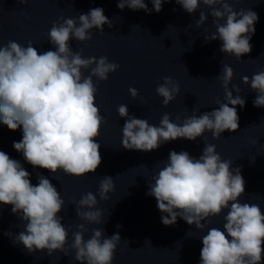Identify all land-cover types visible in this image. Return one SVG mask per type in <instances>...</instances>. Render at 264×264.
Wrapping results in <instances>:
<instances>
[{
  "label": "clouds",
  "instance_id": "1",
  "mask_svg": "<svg viewBox=\"0 0 264 264\" xmlns=\"http://www.w3.org/2000/svg\"><path fill=\"white\" fill-rule=\"evenodd\" d=\"M149 2L153 9L148 8L145 0H117V7L121 11L127 7L159 13L162 5L171 0ZM175 2L189 14L195 13L201 4L211 10L216 32L205 36L206 43L221 41L220 51L237 60L251 52L250 41L258 22L256 12L236 11L228 0ZM20 3L27 4L28 0ZM207 19L208 15L201 11L196 26L201 27ZM61 21L54 22L47 34L55 50L38 53L31 41L26 47L12 40L0 45V124L10 131L22 128V139L14 141L12 146L33 168L48 170L53 176L62 170L66 175L80 178L95 173L102 163L96 138L106 120L96 106L97 84L107 81L119 64L110 62L106 56L84 58L82 49L74 52L70 47L73 38L90 41L94 28L103 33L105 24L113 27L103 8H93L78 19L61 17ZM87 70L89 74L85 75ZM221 73L217 78L222 83L225 102L217 101L218 109L200 115L194 113L182 124L172 122L166 113L159 126L151 125L147 119L129 115L127 105H119L118 115L125 118L123 149L150 152L178 138L195 141L210 132L213 139H219L225 131H237V106L244 108L246 101L240 95L233 96V90L241 91L239 86L229 88L233 68L224 64ZM242 83L257 93L253 106L264 107V70H257L251 79L242 77ZM129 93L132 98L139 95L132 87ZM156 93L163 98V106H167L179 95L180 86L172 78L164 77ZM232 163L222 159L215 144L205 141L198 158L187 151H170L168 160L148 184L146 194L155 197L164 226L175 225L179 217L203 230L206 223H211V217L228 209L224 230L212 227L202 237L200 264H262L264 259V212L257 204L238 202L245 193V180L241 169L233 168ZM30 175L19 160L0 150V204L11 205L12 213L25 222L24 231L15 236L14 243L22 244L29 253L46 251L49 256L54 251L68 255L74 250V258L80 264H112L120 235L104 237L101 230L94 228L91 237L85 240L87 228L79 224L72 233L73 242L68 245L69 229L58 215L65 201L44 175L37 173L36 185L31 183ZM113 191V177L104 176L99 185L100 200H108ZM73 203L81 220L91 224L102 222L103 212L92 210L98 203L92 192Z\"/></svg>",
  "mask_w": 264,
  "mask_h": 264
},
{
  "label": "water",
  "instance_id": "2",
  "mask_svg": "<svg viewBox=\"0 0 264 264\" xmlns=\"http://www.w3.org/2000/svg\"><path fill=\"white\" fill-rule=\"evenodd\" d=\"M145 2L153 9L149 0ZM228 2L236 11L251 9L258 15L255 34L250 41L251 52L241 60L222 53L221 41L205 42V36L215 33L216 28L211 10L202 4L195 13L189 14L171 0L162 5L159 13L153 10L149 14L127 7L121 11L117 0H28L27 4L20 0H0V45L12 40L26 47L31 41L38 53L55 50L47 35L52 24L62 22L61 17L78 19L80 14L96 7L103 8L113 24L112 28L105 24L103 33L92 29L90 41L79 42L73 38L69 42L74 52L83 50L84 58L106 56L110 62L119 64L107 81L97 84L96 106L106 123L96 138L102 163L95 173L77 178L62 170L53 176L48 170L33 168L12 146L14 141L22 139V128L10 131L0 124V150L21 162L31 174L33 185L38 184L37 173H40L60 192L65 204L58 215L69 229L68 245L73 242L72 233L78 230L77 225L84 224L87 228L85 240L91 237L94 228L101 230L104 237L120 235L112 264H200L202 237L212 227L224 230L228 209L211 217L210 224L204 222L203 230L179 217L175 225L164 226L155 197L146 193L152 176L164 166L170 151H187L198 158L205 141L216 145L223 160L233 161V168L241 169L245 193L238 202L257 204L264 212V107L253 106L257 93L250 85L242 83V77L251 79L257 70H264V0ZM201 11L208 19L198 28L196 21ZM224 64L234 70L230 90L233 85L241 89L239 93L233 90V96L240 95L246 101L244 108L237 106V131H225L219 139H213L210 132L195 141L178 138L150 152L123 149L125 118L118 115L119 105H127L129 115L147 119L151 125L159 126L166 113L172 122L182 124L194 113L200 115L218 109L217 101L225 102V92L217 78ZM89 71L84 74L88 75ZM164 77L172 78L180 86L179 95L167 106H163V98L156 93ZM93 80L96 82L95 77ZM130 87L138 90L136 98L131 97ZM104 176H111L114 181V191L106 201L99 198V185ZM88 192L97 196L98 203L92 210L103 212L100 224L88 223L76 215L73 201ZM11 209V205L0 204V264H80L74 258V250L68 255L54 251L49 256L46 251L29 253L22 244L14 243L15 236L24 231L25 222ZM117 225L122 227L118 229Z\"/></svg>",
  "mask_w": 264,
  "mask_h": 264
}]
</instances>
